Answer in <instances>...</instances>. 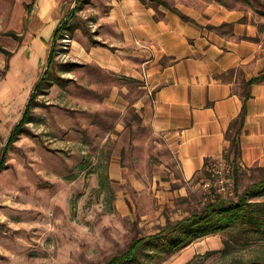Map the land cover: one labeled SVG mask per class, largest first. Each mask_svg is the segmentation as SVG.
Masks as SVG:
<instances>
[{
    "label": "rangeland",
    "instance_id": "obj_1",
    "mask_svg": "<svg viewBox=\"0 0 264 264\" xmlns=\"http://www.w3.org/2000/svg\"><path fill=\"white\" fill-rule=\"evenodd\" d=\"M113 1L72 0V11L80 4L72 18L75 30L82 28L78 40L89 46H94L91 38L110 45L104 16ZM164 1L188 19L169 8L146 5L156 8L161 18L164 12L173 13L226 40L234 39L242 23L246 28L242 39L258 45L264 64V12L253 0ZM249 26L254 37L247 36ZM83 28L91 30V38ZM75 30L65 34L71 41ZM62 39L51 77L37 98L41 106L34 108L32 122L0 173V264H106L134 238L154 235L169 222L187 217L213 191L231 197L264 177L258 170L264 167L241 165L237 187L234 166L223 159L211 162V178L203 169L185 181L161 134L145 122L141 106L154 98L149 82L115 79L90 65L65 72L61 65L72 62V42ZM0 46L19 57L5 81L1 72L6 55L0 52L1 159L45 75L51 48L38 57L30 46L26 62V52L19 51L14 38L0 33ZM114 86L118 107H106L104 101L113 103L106 96ZM232 235L227 231L204 236L174 253L160 242L145 249L141 264H233L264 258L263 242L226 246Z\"/></svg>",
    "mask_w": 264,
    "mask_h": 264
},
{
    "label": "crops",
    "instance_id": "obj_2",
    "mask_svg": "<svg viewBox=\"0 0 264 264\" xmlns=\"http://www.w3.org/2000/svg\"><path fill=\"white\" fill-rule=\"evenodd\" d=\"M31 2L0 0L3 38L11 37L6 35L9 31L23 35L28 30L34 36L29 41L28 35V42L19 45L26 62L30 46L38 57L47 51L54 31L73 8L72 0H37L29 13ZM164 13L159 17L156 8L141 0H114L104 25L106 40L116 50L78 40L81 28H77L71 34V55L72 62L101 69L115 79L149 82L154 98L141 106L145 122L161 134L187 181L205 169L208 160L224 159L229 144L225 134L243 109V79L257 77L264 64L258 45L242 39L246 32L242 23L234 39L226 40ZM248 30L247 36L254 37L251 26ZM17 57H12V66ZM115 89L106 98L117 96ZM252 94L241 136V164L259 168L264 167V82L254 85ZM111 102L104 101V106L116 105L115 99Z\"/></svg>",
    "mask_w": 264,
    "mask_h": 264
},
{
    "label": "trees",
    "instance_id": "obj_3",
    "mask_svg": "<svg viewBox=\"0 0 264 264\" xmlns=\"http://www.w3.org/2000/svg\"><path fill=\"white\" fill-rule=\"evenodd\" d=\"M36 1L37 0H32V2L27 5L29 13L32 11ZM249 1L250 0H248V2ZM253 1L263 7L264 12V3H262L261 0ZM142 2L145 5L151 3L155 6L169 8L182 20L188 19L184 13L182 14L178 9L171 7L170 4L164 0H142ZM79 5L80 4H78L72 11L70 18L62 21L53 33L49 46L51 49L48 55V68L45 70L44 77L40 79L36 90L29 99L22 119L14 127L7 144L3 149L0 159V173L7 166L9 152L15 147V143L20 138V135L27 130L28 124L32 122L34 118V108L41 106L37 98L38 95L44 91L45 84L51 77L54 65H56L58 40L62 39L68 31L75 29L76 26L72 23V18H75ZM84 33L90 38L92 37L90 29H84ZM6 35L16 39L20 46L28 42V35L29 41L34 37L28 30H26L23 35H19L14 31H9ZM91 40L96 47L102 46L111 48L101 40H95L92 38ZM111 49L115 48L112 47ZM0 52L6 55V65L1 72L2 76L6 77L11 66V59L15 52L1 46ZM78 66H80V64L72 62L61 65L65 72L72 71L73 68ZM262 82H264V70L251 80L243 79V91L241 93L244 97L243 109L240 115L231 121L225 134V138L229 144L224 151V159L226 162L231 163L232 166H234V177L237 187L239 186V179L242 176L241 136L246 126V118L248 114L247 103L253 97L252 87L257 83ZM210 164L211 162L208 160L204 169L208 178L212 177V173L209 170ZM258 170L264 171L263 168H259ZM262 198L264 199V177L262 176H260L254 183L247 185L243 191L237 190L234 196L231 197L224 196L223 194L218 193L217 190L213 191V194L209 195V197L203 201L202 205L199 208L194 209L187 217L175 222H169L154 235H145L134 238L124 252L117 254L106 264H141V255L144 254L145 249L153 248L156 244L159 245L160 242H162V244H160L162 245V248L169 249L170 253H174L175 250L188 247L196 241V239L209 235H217L219 232L230 231V233L233 234L230 240L226 241V246H232L235 245V243L244 246L256 242L264 243V200H262ZM233 264H264V258H261V260H237Z\"/></svg>",
    "mask_w": 264,
    "mask_h": 264
},
{
    "label": "built area",
    "instance_id": "obj_4",
    "mask_svg": "<svg viewBox=\"0 0 264 264\" xmlns=\"http://www.w3.org/2000/svg\"><path fill=\"white\" fill-rule=\"evenodd\" d=\"M68 36H69V35H68ZM68 36L66 35L65 38H63L62 40H63L65 43H68V42H69V43H71V42L73 43V41H71V39H68V38H70V37H68ZM67 37H68V38H67ZM66 38H67L69 41L66 40ZM67 49H68V47H66V50H67ZM219 191H220V190H219ZM217 192H218V190H217ZM218 193H219V192H218Z\"/></svg>",
    "mask_w": 264,
    "mask_h": 264
}]
</instances>
